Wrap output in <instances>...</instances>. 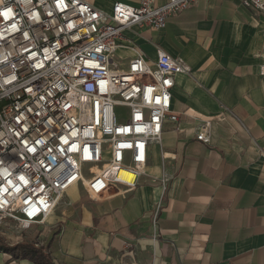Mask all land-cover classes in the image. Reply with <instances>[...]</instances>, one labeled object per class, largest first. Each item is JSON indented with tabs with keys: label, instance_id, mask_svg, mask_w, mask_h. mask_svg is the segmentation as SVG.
<instances>
[{
	"label": "crops",
	"instance_id": "obj_1",
	"mask_svg": "<svg viewBox=\"0 0 264 264\" xmlns=\"http://www.w3.org/2000/svg\"><path fill=\"white\" fill-rule=\"evenodd\" d=\"M84 1L108 14L139 2ZM263 31L264 15L240 0H196L162 30L124 33L117 60L138 49L149 64L162 52L189 67L171 90L178 119L149 146L134 190L111 187L97 202L80 186L65 193L40 233L53 264H264ZM201 124L210 146L196 140ZM0 264L33 263L0 251Z\"/></svg>",
	"mask_w": 264,
	"mask_h": 264
},
{
	"label": "built area",
	"instance_id": "obj_2",
	"mask_svg": "<svg viewBox=\"0 0 264 264\" xmlns=\"http://www.w3.org/2000/svg\"><path fill=\"white\" fill-rule=\"evenodd\" d=\"M240 1L264 15V0ZM195 2H116L108 14L84 0H0V227L44 230L73 186L94 202L111 187L134 190L149 146L178 119L175 77L190 69L162 52L149 64L138 49L121 62L119 41L129 29H164ZM195 137L210 146L206 125ZM157 223L155 213L152 243ZM30 241L44 245L40 234Z\"/></svg>",
	"mask_w": 264,
	"mask_h": 264
},
{
	"label": "trees",
	"instance_id": "obj_3",
	"mask_svg": "<svg viewBox=\"0 0 264 264\" xmlns=\"http://www.w3.org/2000/svg\"><path fill=\"white\" fill-rule=\"evenodd\" d=\"M49 243L47 242L43 247H35L33 244L24 241L13 245L0 242V251L16 260H29L33 264H53L49 255L45 252L46 248L49 247Z\"/></svg>",
	"mask_w": 264,
	"mask_h": 264
},
{
	"label": "rangeland",
	"instance_id": "obj_4",
	"mask_svg": "<svg viewBox=\"0 0 264 264\" xmlns=\"http://www.w3.org/2000/svg\"><path fill=\"white\" fill-rule=\"evenodd\" d=\"M63 200V198H62ZM61 200V201H62ZM62 202H59L56 210L60 206ZM42 229H34L30 227L29 229H21L20 227L15 226H1L0 227V242L5 243L7 245H13L19 242H28L31 243L30 238H36L40 233H42ZM32 244V243H31Z\"/></svg>",
	"mask_w": 264,
	"mask_h": 264
},
{
	"label": "bare ground",
	"instance_id": "obj_5",
	"mask_svg": "<svg viewBox=\"0 0 264 264\" xmlns=\"http://www.w3.org/2000/svg\"><path fill=\"white\" fill-rule=\"evenodd\" d=\"M76 188V186H73V187H71V188H69L67 191H66V193L68 192V191H70V190H73V189H75ZM62 198H63V196H61L59 199H58V202L59 201H61L62 200ZM50 217V216H49ZM48 217V218H49ZM48 218H46V220L45 221H47L48 220Z\"/></svg>",
	"mask_w": 264,
	"mask_h": 264
}]
</instances>
